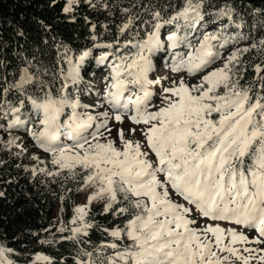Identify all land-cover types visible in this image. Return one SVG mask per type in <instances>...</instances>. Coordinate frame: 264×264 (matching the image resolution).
<instances>
[{
    "label": "snow or ice",
    "instance_id": "6c2138e0",
    "mask_svg": "<svg viewBox=\"0 0 264 264\" xmlns=\"http://www.w3.org/2000/svg\"><path fill=\"white\" fill-rule=\"evenodd\" d=\"M79 2L66 0L63 11H74L73 6ZM85 3L95 7L92 0ZM203 8L204 0H184L167 19L161 11H154L152 31L136 42L134 56L104 51L95 57L101 70L110 58L116 57L103 78L107 82L106 88L100 90L103 100L95 105L74 99L68 91L70 86L81 92L91 87L84 80L82 69L93 56L92 49L83 51L75 60L67 55L69 49L61 53L60 58L67 61L68 68L66 72L60 69L63 82L59 95H53L47 82L30 72L31 61L21 69L18 80L0 88V119L7 120V126L0 124V128L9 133L8 141L0 143L19 148L15 153L19 157L27 149L17 143L21 138L11 132L24 130L36 146L51 154V164L57 168L50 171L25 167V171L33 175L39 171L53 179L66 172L64 180L77 181L76 190L88 193L87 203L74 208L70 226L61 222L57 231L69 233L61 239L77 244L85 242L83 238L98 226L88 218L94 202L103 203L101 214L111 212L114 217H128L123 227L103 228L112 239L95 249L97 259L92 252L80 249L76 264H97V260L99 264H233V259L240 264L252 261L264 264V248L247 247L264 244V76H259L264 68L260 64L254 67L259 84L254 92L255 84H240L242 70L236 67L242 54L251 49L264 50V39L224 57L221 50L247 37L205 32L193 46L187 32L184 36L173 32L166 37L169 48L175 49L187 41V47L192 49L186 57H175L173 71L195 75L219 59L224 63L203 75L198 84L188 85L181 77L178 82L172 81V87H162L159 94L153 86L160 85L161 79L149 78L153 71L151 57L164 47L161 29L179 24L192 31L204 20ZM235 12L226 4L214 15L235 23ZM131 24L130 17L120 26V32ZM92 39L95 41L97 37L93 35ZM94 47L114 48V45ZM81 84L86 86L81 88ZM32 85L42 97L28 94ZM12 90L19 94L15 103L7 99ZM154 97L159 104L152 103ZM105 104L111 112L93 115L89 111L104 108ZM126 116L131 124L144 125L139 131L146 150L142 151L140 141L127 139L122 126L115 129L116 137H111L110 121L123 125ZM136 132V127L128 129V135ZM117 139L121 148L115 146ZM32 159L39 160L35 156ZM173 192L186 203L173 200ZM4 196L0 191V197ZM193 210L201 218L228 221L242 229L255 230L257 235L250 239L242 230L224 229L218 224L196 229L192 227L197 223L191 218ZM108 249L111 254L104 255ZM14 251L0 245V264H16L10 258ZM30 264H56V261L38 253Z\"/></svg>",
    "mask_w": 264,
    "mask_h": 264
},
{
    "label": "trees",
    "instance_id": "16d2710c",
    "mask_svg": "<svg viewBox=\"0 0 264 264\" xmlns=\"http://www.w3.org/2000/svg\"><path fill=\"white\" fill-rule=\"evenodd\" d=\"M92 3L95 7L89 6L85 0H80L73 6L74 11L65 13L63 8L66 6V0H0V88L18 80L21 69L27 67V62L31 61L30 71L47 82L53 95H59L58 90L63 82L60 69L67 71L60 58L65 48L69 49L68 53L79 56L85 50L94 49L96 44H113L114 48H111L110 52L134 56L137 51L136 42L145 39L147 32L152 31V13L161 11L167 19L168 15L183 5L184 0H92ZM226 4L236 9L233 16L235 23L226 20L220 25L219 32L246 36L247 39H242V43L247 47L264 39V0H208V11L216 12ZM124 9L128 11L125 12ZM256 9L260 11L257 12ZM130 17L132 24L121 33L120 26ZM237 24L243 26L237 27ZM92 25H95L94 31ZM181 27L175 24L173 31ZM20 32H23L22 36L19 35ZM93 35L97 37L95 41L92 39ZM187 37H190L188 32ZM127 41L132 43L128 44ZM160 55L158 59H161ZM92 58L88 59L82 70L84 78L97 75L99 66ZM114 59L116 57H112V60ZM257 64L264 68V50L251 49L242 54L240 63L236 65L238 70H242L243 78L240 79V84H255L254 92L259 89L258 76L254 70ZM259 76H264V71H261ZM89 89L94 90L93 87ZM68 91L73 96L77 94L81 100L84 99L83 92L78 89L70 86ZM28 94L42 97L35 85L28 87ZM91 95L95 93L92 92ZM18 97L19 94L12 90L7 99L15 103ZM88 103L89 101H86L84 104L89 105ZM26 106L30 110L27 101ZM0 124L6 127L7 120L0 119ZM26 134L27 151L19 157L15 155L17 150H8L5 143H0V191L5 193L4 197H0V245L15 250L11 259L16 261V264H30L38 253L53 258L56 264L61 261L63 264H76L80 249L92 252L93 258L97 259L95 249L112 239L103 228L123 227L128 217H114L111 212L101 214L103 203H97L91 206L88 218L98 226L83 238L85 242L77 244L61 239L69 233H60L57 229L61 222L70 226L73 210L80 204L85 191L76 190L79 187L77 181L71 178L64 180L63 175L66 172L53 179L39 171L35 175L31 171H25V167L57 170L51 164V154L36 146L31 136ZM8 139L9 133L0 128V140L7 142ZM61 139L67 142L65 138ZM34 156L39 160L32 159ZM205 225L207 224H199L200 229ZM44 229H50V232H45ZM246 235L250 239L256 236ZM41 240L53 242L42 244ZM253 247L255 248L256 244H253ZM111 251L108 249L105 253L109 254Z\"/></svg>",
    "mask_w": 264,
    "mask_h": 264
},
{
    "label": "rangeland",
    "instance_id": "374dc122",
    "mask_svg": "<svg viewBox=\"0 0 264 264\" xmlns=\"http://www.w3.org/2000/svg\"><path fill=\"white\" fill-rule=\"evenodd\" d=\"M207 1L208 0H204V12L206 13L204 16V20L201 22L200 25L197 26L196 29L192 30V31H187L186 29H184L183 27H181V29L179 30H175L173 31V27L175 26V24H170V25H165L164 28L161 29V39L162 41H164V47L160 50H157L151 57L152 62H153V71L151 73H149V78L152 80H156V79H161L162 83L160 85H154V91L159 94L162 90V87H172V81H179L181 79V77L184 78V81L186 84L188 85H193V84H198L201 80V77L203 75H206L208 72H210L211 70H213L214 68H219L222 66V64L224 63L223 59H219L217 60L214 64L210 65L208 68L204 69L203 71L197 72L195 75H190L188 74L186 71H182V72H175L172 70V63L175 59L176 56L178 55H182V56H187V54L192 51V49L187 47V41H185L184 43H181L178 47H176L175 49H171L167 46V40L166 37L167 35L176 32V33H180L182 32L183 34H179L181 36L184 35V33L186 34V32H188V34H190V37L188 40H190L193 44V46H195L199 40V38L201 37V35L205 32H212V33H217V34H221V35H227V33H221L218 30L221 29L220 25L223 24L227 18H223V19H217L215 17V13L216 12H210L208 11V7H207ZM220 28V29H219ZM183 30V31H182ZM247 47L244 43H242V39L239 40L237 43H233V44H229L226 46V49L221 50L223 53V56L226 57L230 52L234 51L237 48H245ZM111 48H94L92 49L93 52V61L95 62V57L99 56L101 52L104 51H108L110 52ZM63 53V52H61ZM159 54H161V59H158ZM67 55L69 57H71L73 60H75L78 56H74L71 53H67ZM91 58V57H90ZM89 59V58H88ZM111 61L112 58H110L109 61V65L107 64V66L103 67V70H101L100 65L97 75L95 77H88L86 76L84 78L85 81H87V85H91V87H93L94 90H90L88 89V91L83 92V97L84 99L81 100V97H78L77 94H74L73 98H79L81 100V102H88L89 101V105H95L99 102H102L103 97L102 94L100 92V90L106 88L107 86V82L103 79L105 77V75L108 73L110 67H111ZM66 68H68V64L66 60H63ZM83 70V69H82ZM86 85L84 84L82 88H84ZM205 87H207V85H205ZM94 92L95 95H91V93ZM88 98V99H87ZM152 103L154 104H159L160 101L158 99H156L155 97L153 98ZM151 110H155V109H151ZM89 111L91 112V114L96 115L98 112H103V111H109L111 112L112 110L105 104L104 108H90ZM215 116V114H214ZM110 126L113 127V131L111 134L112 138H115L117 133L115 131L116 128L118 127H123L125 130V134H126V138L127 139H131L133 141H140L142 144V151L146 150V148L143 146V142H144V137L140 134L139 129L143 128L144 125H133L130 123V121L128 120L127 116L125 117V121L123 125H119V124H114L112 121H110ZM131 127H136L137 128V132L135 133V135H128V129ZM12 135L13 136H19L21 139L17 141L18 144H22L23 148H25L28 138H27V134L24 132V130H16L13 129L12 130ZM115 146L117 148H121L122 144L120 140H116ZM8 148V147H6ZM8 150H17L20 151L19 148L16 147H10L8 148ZM150 158H154L150 157ZM170 191H172L170 189ZM88 195V193H84V196L80 202L79 205H83L87 203L86 200V196ZM172 199L175 200L178 203L181 204H185L186 202L179 196H177L174 192L172 194ZM97 204L96 202L93 203V205ZM193 219H195L197 221L196 224L192 225V227L196 228V229H200L199 224H212V225H219L224 229H228V228H236L237 231H244L245 234H255L257 235V233L255 232V230L252 229H242L240 226L234 225L229 223L228 221H212L210 219L207 218H201L199 216V214L193 210V214L192 217ZM210 235V234H209ZM211 236V235H210ZM227 242V240H226ZM237 247H240V245H237ZM247 247H253V244H249L247 245ZM264 248V244H259L256 245L255 248ZM111 254V252L109 253ZM107 253H104V255H109ZM245 255H247V253H244ZM221 255H227V253H223ZM10 258H11V254H10ZM99 262V261H98ZM233 264H240L239 261L233 259ZM252 264H256L255 261H252Z\"/></svg>",
    "mask_w": 264,
    "mask_h": 264
},
{
    "label": "water",
    "instance_id": "95a60500",
    "mask_svg": "<svg viewBox=\"0 0 264 264\" xmlns=\"http://www.w3.org/2000/svg\"><path fill=\"white\" fill-rule=\"evenodd\" d=\"M24 68V67H23ZM31 72V71H30Z\"/></svg>",
    "mask_w": 264,
    "mask_h": 264
}]
</instances>
